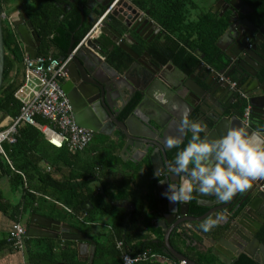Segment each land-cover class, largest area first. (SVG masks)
<instances>
[{
  "label": "trees",
  "instance_id": "obj_1",
  "mask_svg": "<svg viewBox=\"0 0 264 264\" xmlns=\"http://www.w3.org/2000/svg\"><path fill=\"white\" fill-rule=\"evenodd\" d=\"M128 1L140 12L147 13L149 19L160 28V33L150 43L136 38L138 45H132V50L136 53L140 55L144 52L148 53L158 65L172 63L186 75L194 73L203 63L204 67L198 73V78L207 76L213 70L222 69L220 61L217 60H222V53L217 48V43L228 28L229 18L228 15L220 16L219 12H213V5L219 0H206L212 1L208 4L210 6L197 14L196 11L200 8L196 0ZM223 1L228 3L230 0ZM241 1L253 10V14L248 17L251 23L257 27L263 26L264 0ZM82 5H86V0H0L5 52L3 84L0 91L1 118H16L21 109L15 94L24 81L23 60L26 53L12 25L17 19L19 8L26 14L40 38L37 56L58 59L59 55L66 54L72 36L76 41L82 40L93 25L86 20L88 12L85 7L84 22L81 25ZM104 10L105 7L98 6L95 11L96 16H101ZM110 20L112 24H116L113 17ZM101 40H103L101 49L104 51L109 47L110 41L104 37H101ZM54 47L59 50L58 55L54 54ZM105 54L108 64L117 71H123L132 62L130 56L119 47ZM245 106L246 102L237 104L236 108H240L237 112L240 118ZM134 108L132 101L122 115L131 112ZM36 124V127L21 126L15 144L3 145L6 158L0 154V181L6 180L10 189L18 193L20 198L15 204L9 203L0 188V213L6 215L11 211V219L16 223H19L20 216L37 213L74 227H81L79 220L82 218L84 222L90 224L96 222L98 216L108 215L113 217L112 230L106 238L97 243L95 253L97 258L106 255L105 259H111L112 264H122L123 253L134 255L147 250L163 253L161 241L154 243L146 239L141 232V226L144 224L149 228V220H141V210L136 204V199L149 202L152 198L144 182L138 184L132 182L131 176L139 173L140 167L127 165L126 167H131L132 174L123 173L120 178H116L112 168L119 166L120 161L112 155V150L105 154L98 153L93 157H87L90 153V145L97 142L96 134L83 152L71 154L66 149H56L46 142L38 129L48 124L46 120L36 117ZM191 136L192 134L186 135L185 141L175 151L167 154L170 163L174 162L177 152L186 147ZM201 136L204 137L202 133ZM93 181L101 184L109 203H106L100 193L92 189ZM144 192H147V197L144 196ZM193 196L194 199L189 202L190 214L198 216L207 209L198 207L196 195ZM124 201L134 203L136 208L131 212L126 224L122 211L111 205L113 202ZM85 202L93 206L92 212L84 213L81 207ZM204 234L217 238L220 229L216 227ZM258 238L264 243V226L259 231ZM190 240L183 230L174 231L169 238L176 252L197 264H223L209 253L201 254L190 250L192 243ZM117 242L122 243L119 249ZM25 246L28 264H39L43 259L60 263L75 261L76 249L75 243L72 242H66L63 249L56 240L27 238ZM4 251H16L8 241V236L0 238V253ZM137 264H147V262ZM233 264L253 263L241 257Z\"/></svg>",
  "mask_w": 264,
  "mask_h": 264
},
{
  "label": "water",
  "instance_id": "obj_2",
  "mask_svg": "<svg viewBox=\"0 0 264 264\" xmlns=\"http://www.w3.org/2000/svg\"><path fill=\"white\" fill-rule=\"evenodd\" d=\"M110 2L111 0H108L104 7H107ZM223 4L224 1L219 0L214 6L213 12H216ZM241 6L248 9L241 11L243 14L253 11L248 6H243L241 0H230L228 3V7L233 10L239 9ZM83 7L81 6V25L84 22ZM111 17L125 29L134 31L147 43H150L160 33V28L149 19L147 13L140 12L129 2L119 1L104 19L100 32L110 38L132 59L133 64L127 69L128 73L122 76L106 62L101 63L95 56L97 48L93 44L97 47L99 45L96 40L88 42V47L94 50H89L86 54L81 55L79 50L84 45H81L73 54L80 41L71 37L66 54L59 59L64 60L72 56L67 68L68 76L62 84V89L67 94L74 121L78 126L90 130L94 134L105 135L107 132V136L110 133L108 131L117 128V132L121 134L119 136H122L125 142L124 155L128 153L126 151L128 148L130 151L143 155L149 149H153V154H160L162 157L164 171L167 174L165 181L168 186L171 183L181 182L182 175L177 177L168 171L166 152L174 147L169 148L166 141L172 136L181 142L184 141L187 130H181L180 123L186 112L189 118L199 119V123L206 125L205 131L202 133L211 139L225 135L233 127H242L247 130L254 142L264 143V53L257 52L256 44L260 42L259 46L262 45L264 27L259 29L244 20L240 23L241 30L236 18L229 19L227 32L217 43V48L222 53V60H217L220 61L222 69L213 70L211 73L207 80L209 89L204 90L195 83L192 75L184 83L179 81V85H183L180 89L185 91V95H177L164 80L160 72L161 65L154 64L148 53L144 52L140 55L132 50L124 42L122 34L109 24L108 20ZM2 20L3 14L0 8V91L3 84L5 60ZM12 25L24 46L25 53L31 58H35L40 38L21 8H19L17 19ZM257 32L261 37L251 46L249 44L251 38ZM224 38H228L230 42L227 48L222 50L220 45ZM168 68L170 66L166 67L167 70ZM202 69L203 65H200L195 73L198 74ZM132 70L138 72L134 80L129 79L128 75ZM233 74L236 77H233ZM221 75L229 83H235L236 90L230 89L226 82H218ZM240 92L248 95V104L252 108L249 126L242 122L237 114L240 108H236L234 105L238 99L242 101L239 96ZM123 96L128 100L132 99L135 109L126 118H119V113H116L114 105ZM143 110L147 111L148 118L140 113ZM132 158L136 159V157ZM172 176H175L176 179L172 180ZM93 184L95 187L92 189H97L102 193L106 203H109L101 184L99 182ZM196 195L200 201L207 202L202 206L209 210L200 217L188 216V204L186 203L184 210L166 214L163 223L165 227L162 243L164 252L177 261L197 264L174 250L169 242L171 234L176 229H184L185 223H201L209 217L216 218L218 212H224V222H219L217 225L220 234L214 247L215 257L225 264H231L234 257L238 258L240 255H244L252 263L254 262L253 264H264V243L258 238V233L264 226V178L252 180L250 188L237 193L225 204L214 195H203L198 192ZM205 196L206 198H203ZM84 206H89L92 209V205L85 202L81 207L84 212L88 211ZM117 207L123 208L120 205ZM125 209L127 215L128 207ZM169 218H172L173 221L167 228L166 224L169 223ZM184 230L187 232L186 228ZM26 237L29 239L61 238L64 241L75 243L76 260L74 262L60 263L51 259H43L39 264H95L97 243L80 229L66 223L33 213L26 227Z\"/></svg>",
  "mask_w": 264,
  "mask_h": 264
},
{
  "label": "crops",
  "instance_id": "obj_3",
  "mask_svg": "<svg viewBox=\"0 0 264 264\" xmlns=\"http://www.w3.org/2000/svg\"><path fill=\"white\" fill-rule=\"evenodd\" d=\"M107 2H108V0H86V5H82L86 8V10L88 12L86 20L89 23H92V24L95 23L97 18H98L95 14V11L98 9V6L104 7L105 4H107ZM84 7H83V12H84ZM112 25L115 29L119 28V26L117 24L113 23ZM121 34H122V38H123L124 42L128 46H131V44L133 43V42H131V38L134 40H136L137 37H138V39L139 38L142 39L140 36H137L136 33H132V31H130L129 29L123 30L121 32ZM95 36H97V38H95L94 40H96L99 43V45L97 47V45L93 44V46H95L97 48L95 53L94 52L93 53L95 54V56L98 57V59L101 63L106 62L108 64L107 55L105 53H108L112 49L119 47V46L116 45L110 38L103 35L101 32L99 34H95ZM101 37H104L110 41L109 47H107L106 50L104 49V51H102V49H101L102 48L101 43H103V40H101ZM88 42H86L84 44V46H82V48L79 50L81 55L86 54V52L89 50H91V51L94 50L93 48L91 49V47H88V44H89ZM53 52H54V54L58 55L59 50L56 47H54ZM61 56L62 55H59L58 59ZM151 61L154 64H158V63L154 62L153 59ZM131 64H133V61L123 71H117L114 68L113 69L115 71L119 72V74H121V76H122L123 74L128 73L127 69L131 66ZM108 65L110 66V64H108ZM200 65H203V67H204L203 63ZM168 66H170V68H168V70H167L166 67H168ZM161 67H162V70L160 72H161L162 76L164 77V80L167 81L169 86L172 88V90L177 95H185V91H183V89H180V88H182L183 85L180 86L179 81H182L184 83L192 75L194 76V82L195 83H197L204 90L209 89V87L207 85V80L209 79V77L211 76V73H213V72L209 73L210 76H208V77L198 78L197 74L195 72L190 74V75H186L185 73H183L179 68H177L172 63H168L166 65H161ZM137 73H138L137 71L132 70V72H130L128 74L129 79H132V80L136 79V77L138 75ZM131 102H132V99L128 100L125 96H123L122 98L117 100L116 104L114 105V108H115L116 113H119L118 114L119 118H121V117L126 118L128 115H130L131 112H133V110L135 108L131 112H129L125 115L124 114L122 115V113H125L126 107ZM140 113L144 117L148 118L146 110H143ZM190 119L191 120L194 119L196 122H200L199 119H196L193 117H190ZM8 123H9V117H6V118L0 117V129L4 128ZM151 124L153 125L152 122H151ZM108 132H110L109 136L106 135L107 132H105V135L104 134H96L98 137L97 142L95 141V142H93V144L90 145V147H89L90 153H89V156H87V157H93L94 155H96L98 153L99 154H105V152L112 150V152H113L112 155L114 157L118 158L120 161L119 166L112 168V171L116 174V178H120L123 175V173H125L126 175L132 174L131 167H126L127 165H134V166L140 167L139 173L131 176L132 182L134 181L135 184L144 182L143 184H145V186H147L149 188L148 191L150 192V195L152 198V201L149 200V202H147L145 200H140L139 198L136 199V204L138 205L139 209L141 210V214H140L141 220H144V221L149 220V228L150 229L146 226V224H144V226H141V232H142V235L145 236L146 239L148 238V240H151L154 243H158V241H161L163 243V238H164V234H165V227L163 226V223H164L165 215L170 213V212L174 213L178 210H184V207H185L184 205L186 203L189 205L190 201L179 202L178 204H175V203L170 202L163 195V193L168 189V187H167L168 185H166L165 178H166L167 174L164 171V165L162 162L163 160H162V157L160 154H153L152 153L153 149H149L145 155L140 154V153L137 154L133 151H130V149L128 148L126 150L128 153L124 155L125 142H124V139L122 138V136H119V135H121L120 132H117V128L112 129L111 131H108ZM188 134H192L191 130L186 131L185 138H186V135H188ZM175 135H176V132H175ZM184 141H185V139H184ZM184 141H182V143ZM168 152H166V156H167ZM132 157H136V159H133ZM167 161L169 164L168 158H167ZM156 169L160 170V173L158 176L155 175ZM181 177L183 179V174ZM175 179H176V177L172 176V180H175ZM94 182H98V181H93L92 187H95V185L93 184ZM181 182H182V180H181ZM181 182L177 183V186ZM0 183L3 184L4 188L8 189L9 185H8V182L6 180L3 179L2 181H0ZM152 184H153V186L151 187ZM8 190L11 191L12 194L11 193L10 194L13 196V199H12V201L7 200L6 198L5 199L9 203H13V204L17 203L19 201V198H20L19 194L14 193L10 189V187ZM95 191H98V190L96 189ZM2 192H3V190H2ZM143 194L145 197H147L146 196L147 192H144ZM193 194L196 195V192H194ZM203 198H206V196ZM199 199L200 198L197 197V195H196V205L198 207H203L202 205L206 204L207 202L206 201H200ZM204 200H206V199H204ZM225 203H226V201L223 202V204H225ZM119 205L122 206L123 208H118L117 206H119ZM126 207H128V210H129V213L127 215H126L127 210L125 209ZM84 208H86L88 210L87 212H84L85 214L90 213L93 210V206H92V209H90L89 206H84ZM115 208L121 210L122 213L124 214V223L125 224L127 223V222H125V219L128 218L127 219V221H128L130 216H131V212L136 209L134 203L129 202V201L117 203ZM203 208H206V207H203ZM206 209H207V211L209 210V208H206ZM11 213H12L11 211H8L6 215L0 213V238L1 237H7L8 231L11 228V225L13 223H16L14 220L11 219ZM220 215L225 216L224 212H218L216 217H218ZM30 216L31 215L22 216V217L20 216L19 223L24 225L25 227H27ZM79 221L83 223V218ZM172 221H173L172 218L168 219L169 223L166 224L167 228L170 226ZM221 222H224V220H222ZM196 224H197L196 226L195 225L193 226L192 231L185 233L187 236L190 237V239H191L190 241H192L191 246H190V250H194L195 252L201 253V254H208L209 253L210 255L215 257V255H214L215 248L214 247L216 246L217 241L219 240V237L215 239V238H212L211 235L209 236L210 233L204 234L203 230L200 228L201 223H199V224L196 223ZM112 225H113V217L107 215V216H98V219L96 222L91 223L90 225H85V226L83 224H81V227L82 226L86 227L84 229V232H86V234L94 242L98 243L100 240L106 238V236L111 232ZM216 227H214L213 229H215ZM76 228H78V227L76 226ZM183 228L185 229L186 227L183 226ZM174 231L178 232V231H180V229H176ZM52 240H56V242L59 243V245L63 246V249H65V243L66 242H71V241H64L61 238L52 239ZM72 243H74V242H72ZM118 243H121V242H117V244ZM96 250H97V246H96ZM105 257H106V255H105ZM105 257L100 256L97 258L96 254H95V258H94L95 264H112L111 259H109V258L105 259ZM241 257L246 258V256H244V255H240L238 258L234 257L232 259L231 264L238 261ZM215 258L217 260H219L221 263L225 264L218 257H215ZM27 260L28 259H27V254H26V246L22 252L4 251V252L0 253V264H28ZM75 260H76V257H75ZM248 261L252 263V261H250V260H248ZM81 264H84V263H81ZM147 264H162V263H156V262L149 263L148 262Z\"/></svg>",
  "mask_w": 264,
  "mask_h": 264
},
{
  "label": "built area",
  "instance_id": "obj_4",
  "mask_svg": "<svg viewBox=\"0 0 264 264\" xmlns=\"http://www.w3.org/2000/svg\"><path fill=\"white\" fill-rule=\"evenodd\" d=\"M121 0H111L105 7L91 29L80 40L73 54L88 41H93L100 33L104 19L111 13ZM129 2L128 0H123ZM72 54V55H73ZM72 56L64 60L48 57L31 58L25 55L23 65L25 69L24 81L16 92L15 98L20 102V114L16 118H9V123L0 129V154L5 156L3 145L15 144L18 129L23 125L36 127V117L47 121V125L38 127L46 142L56 149H66L71 154L83 152L92 142L94 133L78 126L74 121L72 107L67 94L62 89L63 82L68 76V65ZM225 80L223 77L220 78ZM235 83H230L235 88ZM241 98L246 101L242 122L249 126L251 106L248 104L247 95L242 93ZM9 163V162H8ZM191 226L188 225V228ZM187 229V228H186ZM187 232H189L187 230ZM26 227L20 223H13L8 231V241L16 251L22 252L25 248ZM121 243L117 244L120 248ZM122 264H137L140 262L162 264H186L184 261L172 259L165 252L154 253L143 251L134 255L123 253Z\"/></svg>",
  "mask_w": 264,
  "mask_h": 264
},
{
  "label": "clouds",
  "instance_id": "obj_5",
  "mask_svg": "<svg viewBox=\"0 0 264 264\" xmlns=\"http://www.w3.org/2000/svg\"><path fill=\"white\" fill-rule=\"evenodd\" d=\"M181 130H191L192 136L186 147L177 152L168 171L177 177L183 174L182 182L172 183L163 195L172 203L194 199L193 193L214 195L219 200L229 201L237 193L251 187L254 179L264 178V143H256L242 127H233L225 135L211 139L202 137L206 125L193 121L186 113L180 123ZM169 148L182 142L169 137ZM159 169L155 175L158 176ZM225 217L207 218L200 228L210 232Z\"/></svg>",
  "mask_w": 264,
  "mask_h": 264
},
{
  "label": "flooded vegetation",
  "instance_id": "obj_6",
  "mask_svg": "<svg viewBox=\"0 0 264 264\" xmlns=\"http://www.w3.org/2000/svg\"><path fill=\"white\" fill-rule=\"evenodd\" d=\"M218 2V1H217ZM217 2L216 3H214V5L213 6H215L216 4H217ZM230 2V1H229ZM228 2V3H229ZM228 3H226V2H224V4H223V6H221L216 12H219V15L220 16H223V15H228V18L229 19H231V18H236V21H238V24H239V29H241L242 30V28L240 27V23L241 22H243L244 20H246L247 22H249V23H251V21L248 19V17L249 16H251L252 14H253V11L252 12H250V13H245V14H243V13H241V11H247L248 9H247V7H245V8H243L242 6L239 8V9H236V10H233V9H230V7H228ZM248 6V5H246V4H244L243 3V6ZM249 7V6H248ZM250 8V7H249ZM251 9V8H250ZM111 19V18H110ZM108 20V22H109V24L111 25V26H113L111 23H112V21L111 20ZM229 19H228V21H229ZM115 20V19H114ZM116 21V20H115ZM246 22V24H248ZM235 23V22H234ZM116 24L119 26V28H117V30L121 33L123 30H125L124 29V27L120 24V23H118L117 21H116ZM234 25V24H233ZM254 25V24H253ZM229 26V25H228ZM255 26V25H254ZM257 27V26H256ZM262 27H264V25L263 26H261V27H258L259 29H261ZM130 31H132L131 29H129ZM226 32H227V30H226ZM225 32V33H226ZM132 33H135L134 31H132ZM225 33H224V35H225ZM245 34L247 33L246 31L244 32ZM223 35V36H224ZM137 36H139L138 34H137ZM222 36V37H223ZM261 37V35L260 34H258V32L257 33H255L254 35H253V37L251 38V41H250V45L252 46L253 44H254V42L255 41H257L258 40V38H260ZM131 38V37H130ZM244 38V42L246 41V39H245V36L243 37ZM140 39V38H139ZM143 40V39H142ZM243 40V39H242ZM144 41V40H143ZM153 41V40H152ZM151 41V42H152ZM131 42H133L132 44H131V46H130V48L132 49V45H138V41H136V40H134V39H132L131 38ZM229 40H228V38H224V40L222 41V43H221V48H222V50L224 49H226L227 48V46H228V44H229ZM259 43L260 42H258V43H256L257 44V52L258 53H260V54H263L264 53V39H263V41L261 42V46H259ZM198 75V74H197ZM206 76V75H205ZM204 76V77H205ZM208 76H210V74H208L206 77H208ZM203 77V78H204ZM221 77H223V76H220L219 77V79L217 80L218 82L219 81H221V82H226V83H228V85H229V87H230V83L228 82V80L227 79H225L224 77V79L225 80H221L220 78ZM233 77H236V75L235 74H233ZM236 85V84H235ZM231 88V87H230ZM236 86H235V88H231V89H233V90H236ZM241 94H242V92H240L239 93V96H240V98H241ZM248 96V95H247ZM242 99V101H240L239 99L235 102V107H237V104L239 103V102H243V103H245L246 101L243 99V98H241ZM248 102H249V98H248ZM252 109V108H251ZM251 114V113H250ZM182 144V143H181ZM176 148L177 147H174L172 150H170L169 152H173V151H175L176 150ZM168 152V153H169ZM167 158H168V156H167ZM169 164H170V161H169ZM96 192H98V191H96ZM98 193H100V192H98ZM101 195H102V193H100ZM109 202V201H108ZM122 203V202H121ZM112 204H115V205H117V203L116 202H113V203H111V205ZM113 206V205H112ZM114 207H116V206H114ZM202 208V207H201ZM190 204L188 205V216H195V215H191L190 214ZM207 211H205L203 214H201V215H198V216H195V217H200V216H202V215H204L205 213H206ZM202 223V222H201ZM81 224H83L84 226L85 225H90L89 223H87V222H84V220H83V223L81 222ZM194 224H195V226H196V223H192V224H189L191 227L190 228H188V224L187 223H185L184 224V226L188 229V231H192L193 229V226H194ZM199 224V223H198ZM86 227H78V229H80L82 232H84V229H85ZM181 230H183L184 231V234L185 233H187V232H185V230L184 229H181ZM180 230V231H181ZM84 233H86V232H84Z\"/></svg>",
  "mask_w": 264,
  "mask_h": 264
},
{
  "label": "rangeland",
  "instance_id": "obj_7",
  "mask_svg": "<svg viewBox=\"0 0 264 264\" xmlns=\"http://www.w3.org/2000/svg\"><path fill=\"white\" fill-rule=\"evenodd\" d=\"M196 1H197L198 5H199V8H200V9H198V11H196V14H197L199 11L204 10L205 8H207L208 6H210V5H208V4L212 2V1L209 2V1H206V0H196ZM0 187H1V190H3V195H4V197H5L7 200L12 201L13 196L11 195V194H12L11 191L8 190V189H9V186H8V189H6V188H4L3 184L0 183ZM10 193H11V194H10ZM26 238H27V237H26Z\"/></svg>",
  "mask_w": 264,
  "mask_h": 264
}]
</instances>
